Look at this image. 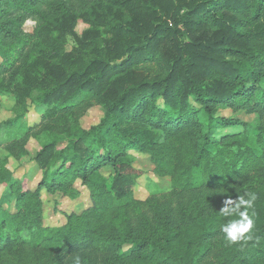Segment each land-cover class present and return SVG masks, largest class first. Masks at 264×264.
<instances>
[{
    "label": "trees",
    "instance_id": "16d2710c",
    "mask_svg": "<svg viewBox=\"0 0 264 264\" xmlns=\"http://www.w3.org/2000/svg\"><path fill=\"white\" fill-rule=\"evenodd\" d=\"M73 1L0 0V95L17 97L0 121V264L90 251L94 264H264V0H113L79 13ZM96 105L103 115L85 128ZM33 106L46 109L18 125ZM238 112L258 115L257 129ZM32 138L41 177L26 188L9 164ZM134 152L171 187L138 196ZM247 192L255 226L233 244L221 226L235 217L220 210ZM45 193L88 200L54 223Z\"/></svg>",
    "mask_w": 264,
    "mask_h": 264
},
{
    "label": "rangeland",
    "instance_id": "374dc122",
    "mask_svg": "<svg viewBox=\"0 0 264 264\" xmlns=\"http://www.w3.org/2000/svg\"><path fill=\"white\" fill-rule=\"evenodd\" d=\"M113 0H75L70 3V11L74 13H79L81 11H85L90 8L91 5H93L96 2L104 3V4H110ZM44 24V23H43ZM49 27L53 28L54 31L56 29L55 23H47ZM88 24L84 23L83 21H79L77 25V31L79 34H81L84 30L88 28ZM38 28V21L35 19H29L25 21L23 24V31L25 33L34 34ZM65 46H67L69 49L75 45V41L73 40V36L68 34L65 39ZM35 48V47H34ZM37 54V53H36ZM2 58L0 57V61ZM20 85V82L19 84ZM17 103V97L15 94L11 92H5L0 95V121H7L8 119H11L15 117V111L14 107ZM46 109V108H45ZM45 109L37 108L35 106L30 107V113L29 115H25L20 119L18 122V125H26L28 121H32L34 119H38V115L41 114ZM222 114L230 115L233 114L231 109H225L221 111ZM103 113L101 108L96 105L91 107L80 119V122L82 126L85 128H89L90 126L96 124L99 122L100 118L102 117ZM235 116L241 118L245 122L250 124V127L252 130L257 129V123H258V115L256 114H247L245 112H238L235 114ZM223 132L226 131H240L243 130V127H231V128H223L221 129ZM7 141H4L0 144V157H4L6 154H8V148H7ZM28 150L30 152V155L27 157H24L22 160L17 161L15 158L10 159V166L13 169L17 170V176L24 181V185L26 188H34L36 185H38L39 179L41 177V174L39 170L33 165L32 162V156H34L35 152L41 147L40 143L37 139L32 138L29 141V144L27 145ZM134 155L136 156V167L138 170L142 171L143 173H140V175L137 177L136 184L134 186L137 195L138 196H145L151 193H157L162 192L163 190L169 189L171 187V181L168 178H163L155 173H153V164L150 161L149 157L147 155L140 154L138 152H134ZM107 171V170H105ZM1 193V192H0ZM88 200V195L86 193L83 194L78 199H71L66 197L63 200L59 201V204L57 205L53 200H51V197L46 195L45 193V201H46V221L51 222H63L64 221V215L61 214L62 211H81L83 207H85V203ZM56 210V211H55ZM214 251H216L214 249ZM79 256L81 257V260L83 264L85 263L84 259L89 258L91 260V263L94 264L95 262H98L99 258H101V254L90 251L83 254H73L70 255L68 259L65 260L64 264H73V261L75 258Z\"/></svg>",
    "mask_w": 264,
    "mask_h": 264
},
{
    "label": "clouds",
    "instance_id": "9594fccd",
    "mask_svg": "<svg viewBox=\"0 0 264 264\" xmlns=\"http://www.w3.org/2000/svg\"><path fill=\"white\" fill-rule=\"evenodd\" d=\"M247 197V198H246ZM257 195L254 192H247L244 196L233 199L228 197L224 201V206L220 212L225 217H235L228 220L221 226L225 239L230 243H237L243 239L250 238L251 231L255 226L254 213L250 214L254 208ZM74 264H83L81 257L75 258Z\"/></svg>",
    "mask_w": 264,
    "mask_h": 264
}]
</instances>
